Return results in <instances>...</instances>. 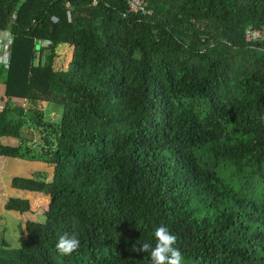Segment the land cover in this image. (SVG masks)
<instances>
[{
	"label": "trees",
	"instance_id": "trees-1",
	"mask_svg": "<svg viewBox=\"0 0 264 264\" xmlns=\"http://www.w3.org/2000/svg\"><path fill=\"white\" fill-rule=\"evenodd\" d=\"M126 1L0 0V157L52 169L11 179L48 202L0 264H150L131 248L161 225L183 264H264V0H144L149 16Z\"/></svg>",
	"mask_w": 264,
	"mask_h": 264
},
{
	"label": "rangeland",
	"instance_id": "rangeland-1",
	"mask_svg": "<svg viewBox=\"0 0 264 264\" xmlns=\"http://www.w3.org/2000/svg\"><path fill=\"white\" fill-rule=\"evenodd\" d=\"M4 42L8 43V40ZM8 49L9 47H7V50L4 49V51L6 50L4 54L6 58L8 57ZM60 49H62V45H60ZM1 54L0 49V59ZM70 54V49L57 51L56 65L58 69L62 70L67 66ZM53 107L47 103L43 106L44 120H47L49 123L58 122L61 115L60 107ZM28 128L30 132L35 134L33 142L39 141L37 136V132L39 131L34 127L28 126ZM1 144L15 147L18 142L11 138H1ZM28 144H31V142H28ZM17 160L0 157V249L13 250L19 248L21 240L25 237L24 224L27 221L43 220V212L48 202V199L43 194L12 188L9 182L14 177H33L37 172H47L46 180H49L52 172L51 167L40 161ZM9 198L27 199L33 211L25 214L5 211L4 203Z\"/></svg>",
	"mask_w": 264,
	"mask_h": 264
},
{
	"label": "clouds",
	"instance_id": "clouds-1",
	"mask_svg": "<svg viewBox=\"0 0 264 264\" xmlns=\"http://www.w3.org/2000/svg\"><path fill=\"white\" fill-rule=\"evenodd\" d=\"M26 227V226H25ZM155 243L143 242L139 247L132 246L131 251L146 253L150 264H183V255L175 247L176 235L172 234L167 226H158L154 231ZM80 247V240L75 233H65L55 244L56 251L61 255H71Z\"/></svg>",
	"mask_w": 264,
	"mask_h": 264
},
{
	"label": "built area",
	"instance_id": "built-area-1",
	"mask_svg": "<svg viewBox=\"0 0 264 264\" xmlns=\"http://www.w3.org/2000/svg\"><path fill=\"white\" fill-rule=\"evenodd\" d=\"M126 3H127V9L129 12L137 13L142 16H149L153 14V11L147 8L144 0H127ZM94 4H95V1H92V5ZM258 37H260V33L255 30L248 29L245 32V38L247 41H251L252 39H255ZM5 40H9V33L7 31H1L0 32V41H1L0 49H1L2 56L0 59V63L3 65L7 63V58H8V57L7 58L4 57V54L8 47V43L4 42ZM4 49L6 50L4 51Z\"/></svg>",
	"mask_w": 264,
	"mask_h": 264
},
{
	"label": "crops",
	"instance_id": "crops-1",
	"mask_svg": "<svg viewBox=\"0 0 264 264\" xmlns=\"http://www.w3.org/2000/svg\"><path fill=\"white\" fill-rule=\"evenodd\" d=\"M2 96H3V86L0 84V100H1V98H2ZM2 102L0 101V104H1ZM18 161V160H17ZM10 183V182H9ZM11 185V184H10ZM12 187V186H11Z\"/></svg>",
	"mask_w": 264,
	"mask_h": 264
},
{
	"label": "water",
	"instance_id": "water-1",
	"mask_svg": "<svg viewBox=\"0 0 264 264\" xmlns=\"http://www.w3.org/2000/svg\"><path fill=\"white\" fill-rule=\"evenodd\" d=\"M36 50H39V45H36ZM29 119H30L31 121H34V120H35V116H34V115H30V116H29Z\"/></svg>",
	"mask_w": 264,
	"mask_h": 264
}]
</instances>
